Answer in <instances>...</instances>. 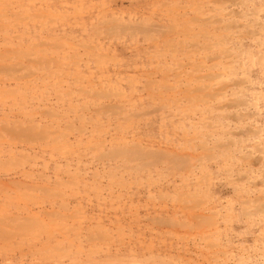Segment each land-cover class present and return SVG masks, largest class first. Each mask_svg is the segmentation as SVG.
<instances>
[{"label": "rangeland", "instance_id": "1", "mask_svg": "<svg viewBox=\"0 0 264 264\" xmlns=\"http://www.w3.org/2000/svg\"><path fill=\"white\" fill-rule=\"evenodd\" d=\"M0 264H264V0H0Z\"/></svg>", "mask_w": 264, "mask_h": 264}, {"label": "bare ground", "instance_id": "2", "mask_svg": "<svg viewBox=\"0 0 264 264\" xmlns=\"http://www.w3.org/2000/svg\"><path fill=\"white\" fill-rule=\"evenodd\" d=\"M253 13V12H252ZM252 13H250V14H252ZM249 14V13H248ZM212 17V16H211ZM228 52V51H227ZM223 73V72H222ZM224 75H225V72H224ZM204 86V85H203ZM230 88V87H229ZM231 89V88H230ZM221 92H218V94L219 93H224V91H222V90H220ZM224 105V104H223ZM229 105V104H228ZM221 106V105H220ZM220 108V107H219ZM229 126V125H228ZM232 131V130H231ZM239 131H241V130H238V131H236L235 132V134H238L237 132H239ZM224 144V143H223ZM242 149H245V148H242ZM248 150V149H247ZM260 151V150H259ZM263 154V153H262ZM255 158L256 159H259L260 158V155L259 154H257V156H255ZM263 160V159H262ZM259 161V160H258ZM246 176V175H245ZM175 261V260H174Z\"/></svg>", "mask_w": 264, "mask_h": 264}]
</instances>
